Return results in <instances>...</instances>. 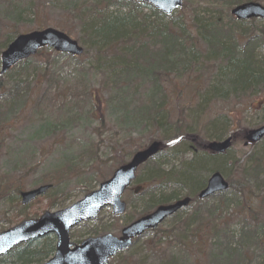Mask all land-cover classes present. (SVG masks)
Listing matches in <instances>:
<instances>
[{"label":"rangeland","instance_id":"374dc122","mask_svg":"<svg viewBox=\"0 0 264 264\" xmlns=\"http://www.w3.org/2000/svg\"><path fill=\"white\" fill-rule=\"evenodd\" d=\"M96 1L0 0V47L8 36L14 40L20 34L52 28L78 41L86 53L80 58L63 56L56 62H52V58L48 59L46 53L36 60L34 67L19 72L20 66L13 67L0 82V123L9 122L0 130V180L4 186L10 187V191H19L16 197L13 194L11 198L0 199V233L23 220L37 219L46 212H58L82 200L98 190L99 185L109 180L117 168L128 163L136 152L146 149L150 142H160L165 147L162 129L152 120L154 114L146 110L144 115H137L142 107L158 103L166 111V121L173 129L182 127L181 119L194 118L189 124L186 121L183 124L190 126L193 138L189 139L185 149L178 152L163 149L138 169L136 179L140 180H136L121 196V201L126 204L124 215L115 217L110 208L103 209L96 219L70 231L71 243L79 245L84 240L106 234L119 237L125 225L156 209L158 205L150 207L149 201L153 200L156 204L160 199L171 198V202L160 205L164 206L187 197L191 199V204L186 209L175 218L167 219L155 230L146 232L128 251L112 258L108 264H242L238 262L242 254L246 260L259 264L264 258V244L238 238L245 232L243 228L253 231L255 224L250 221V217L235 215L234 203L230 204L234 206L227 207L219 196L201 201L199 213L212 216L206 218L208 226L203 228L206 232L198 228L195 222L190 233L183 235L184 221L199 208L198 203H195L196 195L189 193L178 182L169 180H162L161 189L165 192L161 193L159 188L153 190V186L141 194L144 184L139 182H144L147 176L157 171L160 174L170 169L179 172L191 160V154L200 151L195 145L197 143L203 145L262 126L264 89L244 97L226 95L220 91L219 78H216V69L222 66L221 63L209 62L200 66L196 73L189 72L175 79L170 77L165 80L161 77L152 99L149 97L152 89L150 83H141L137 79H132L128 83L129 87L116 91L115 87L106 84L104 70L93 72L88 66L94 52L80 41L79 11L91 9ZM235 1H238L236 5L253 2L264 6V0ZM227 3L229 0H183L180 10L167 18H159L140 4L102 2L97 8V15L86 10L81 17L84 23L92 21L100 25L109 15H128L138 29V40L142 34L149 35L153 27L155 32L169 27L176 34L174 27L181 23L187 29L183 35L186 44L184 49L194 51V47L190 46L191 42L197 41V33L191 23L193 13H214L213 18L219 19L226 27L230 18L233 19L230 10L236 6L227 7ZM244 23L236 27L235 32L233 28L230 34L239 36L243 44L248 43L257 62L264 60V21ZM129 32L134 34L135 31ZM220 36V47L225 48L226 38ZM248 39H252L251 42ZM149 44L151 42H147L149 51L144 56L146 61L154 59L153 52L160 49L158 44L153 48ZM197 49L202 57L204 48L199 45ZM5 50H0V54ZM79 76L84 77V89L91 94H86L80 86L69 88V84H73ZM213 86L217 87L218 93L214 97H206L208 88ZM11 89L17 91L14 92L15 100L7 96ZM22 94L27 95L23 98ZM7 101L16 105L10 115ZM212 125L216 126L215 132L212 131ZM166 135L171 138L174 133L171 131ZM91 148L96 149L95 156H92ZM254 151L244 148L242 141H235L222 159L224 172L215 168L210 172L202 171L198 177L207 182L209 176L218 171L226 181L230 178L237 180V168L228 169V161L242 165ZM43 185H50L51 188L29 205L20 204V192ZM257 195L250 194L240 202L243 206L247 201L256 203ZM196 218L199 216L196 215ZM212 225L220 230L216 238L207 234ZM171 229L175 238L170 234ZM229 247L231 251H236L235 255L225 254ZM35 249L40 250L41 245ZM11 263L12 259L8 256L0 259V264Z\"/></svg>","mask_w":264,"mask_h":264},{"label":"trees","instance_id":"16d2710c","mask_svg":"<svg viewBox=\"0 0 264 264\" xmlns=\"http://www.w3.org/2000/svg\"><path fill=\"white\" fill-rule=\"evenodd\" d=\"M102 2L105 4L117 3V1L113 0H97L95 6L91 9H82L79 11V16L77 18L81 23L82 37L80 38V41L83 45H86L87 49H90L94 52V57L92 61L88 63V66L93 70V72L96 70H104V78L107 81L106 84L115 87L116 91H121L122 88L129 87L128 83L131 82L132 79H137V81L141 83H150L152 89L150 91L149 97L152 99L155 96L157 83L161 81V77H163L165 80L170 79V77L175 79L176 77L183 74H188L189 72L196 73L198 70H200V66L206 65L209 62L221 63L222 66L216 69L218 73L216 78H219V85L226 84L230 87V95L234 97H244L248 95V93H257L264 89V60L257 62L252 50L248 47V43L246 42L243 44L240 42L242 40L239 38V36L230 34L233 28V32H235V28L239 25H244V22H237L236 20L230 18L232 26L229 22V24L225 27L219 22V19L213 18L214 13H210L209 11H195L193 13L191 23L197 33V41L195 43H190V46H192V48L194 47V51H186L184 49L186 44L183 35L185 32H187V29L186 27H183L181 23H179L181 25L177 24V26L174 27L176 34L170 31L169 27H166V29L160 32H155V27H153L150 28L151 31L149 32V35L146 33L142 34L139 40L138 29L133 24V21L129 19L130 17L128 15H109L110 17L108 16V18L104 19L100 25H96L92 21L89 23H84L81 14L86 10H89V12L93 15H97V8ZM237 3L238 1L229 0L227 7H232ZM140 6L150 10L152 14L158 16L159 18H167L155 12L148 5L143 4ZM129 31L135 32L134 34H130ZM16 34L17 31L15 32V35ZM220 35H224L226 38V42L224 44L226 46L225 48L220 47L222 45L220 43V40L222 39ZM11 40L12 36H8L5 39L3 45L0 47V50L5 49ZM248 40L251 42L252 39ZM147 42H151L149 45L152 48L156 44H158L160 48L159 51L156 50L153 52L152 56L154 59H151V61H146V58L144 57L146 55L145 53L149 51L147 49ZM199 45H202L205 50L202 57H200L199 51L197 49ZM238 51L240 52L238 53ZM46 53H48V59L52 58V62H56L58 59L64 56L53 53L47 49H42L34 57L18 63L16 65L17 67L20 66L18 72L26 70L30 67H34L36 60H38V58H40L42 55L45 56ZM152 61H155V63ZM93 64H95V66H93ZM113 72L117 74L114 75ZM8 73L0 76V82H2L5 77H7ZM83 79V76L77 77L73 84H69V88L73 86H80L83 87V91L86 94H91V92L84 89L82 84ZM153 85L156 86L153 87ZM0 88H2L1 85ZM211 88H208L206 97H214L218 93L216 86ZM14 92L17 91L11 89V92H9L7 96L15 100ZM26 95L27 94H22V97L24 98ZM115 96L118 98L117 93H115ZM92 97L94 98L95 95H92ZM6 104L7 111L10 115L16 105L10 103L9 101H7ZM146 110H150L154 114L152 120L157 122L156 125L159 129H162V140L166 143L165 147H162L164 150L169 149L177 152V148L187 147V142L190 138H193V135L191 134L192 132L190 131V126H185L183 124L185 121L189 124L194 120V118L181 119L180 123L182 124V127H174L173 129L172 125L166 121L167 117L164 114L167 113L162 108L161 104L158 105V103H150L148 106L139 109L137 115H144L143 112ZM7 123L9 122L3 124L0 123V130H2V127H4ZM212 123L213 121L210 123V125ZM215 127V125H212V131L214 132L216 130ZM171 131L174 133V135L171 138H168L169 135L166 134ZM243 133L244 132L242 131L235 133L233 142L242 141ZM214 139L218 138L214 137ZM176 144L180 145L175 147ZM195 145L197 148L202 150L201 148L204 144L200 145L197 143ZM248 148L255 149V151L247 156L242 165H236V163H230V161H228V169L233 167L237 168L235 173L238 179L233 180L228 176V178H230L227 181L229 185L228 190L215 196L222 197L221 200L226 202L225 204L227 207L235 205L236 207L233 209L235 215H244L250 217V221L255 224L253 231H248L246 228H243L245 232L238 238L240 240H245L247 238V241L254 240L256 241V244L262 245V243L264 244V241L262 242V240H264V140L259 144L250 146ZM95 150V148L90 149L92 156L93 154L95 156ZM206 155H193L191 160L187 162L179 172L174 171V169H170L165 174H160L161 172L157 171L152 175L147 176L144 179V182H139L140 184H144V186L141 188V194L146 192L149 188H153V186V190H158L157 188H159L161 193L165 192L164 189H161V186L164 183L162 180H169L178 182V184H180L183 188H186L189 193L197 195V193L205 185L204 179H200L198 177L199 173L202 171H208L214 167L216 170L222 172H224L223 169H225L221 167V163L223 157L226 155ZM136 180L139 181L140 179L138 178ZM0 183V199L11 198L13 194L14 197H16L17 193L19 192L18 190L10 191L9 186H4L1 180ZM154 192L156 191H153L152 193ZM250 194H258L256 196L258 201L253 204L247 201L243 206L240 200L247 198ZM215 196L211 197L210 199H214ZM171 200V198L160 199V201H158L156 204L153 200H151L149 201V206H159L169 203ZM195 203H198L199 208L191 217L184 221L182 225V228H185V231H182L183 235H186V232L190 233V228L195 222H197L198 228L206 232V230L203 229L207 228L208 226L206 218L212 217L211 215L199 213L201 209V201L195 199ZM233 203L234 205H230ZM149 210L150 209L147 211ZM220 213L223 214L222 211ZM178 214L179 213L174 215L172 218H175ZM196 215H198L199 218H196ZM259 221H262L263 224H261ZM254 230H257V232ZM219 233L220 230L212 225L210 231L207 234H209L211 238H216L218 237ZM170 234L173 238L176 237V235H173L172 229ZM232 235L234 236V233H232ZM167 238H169V236H167ZM38 245H41L40 250L35 249ZM228 246H232V244H229ZM53 252L54 240L52 237H47L42 240L19 246L11 251L7 256L8 258L10 257L12 259L11 264H41L50 258L53 255ZM225 254L233 256L236 254V251H231L229 247L227 251H225ZM239 254L241 255V253ZM238 262H242V264H256L255 261L253 262L251 260H246L245 255L243 254L239 257ZM259 264H264V258L260 260Z\"/></svg>","mask_w":264,"mask_h":264},{"label":"water","instance_id":"95a60500","mask_svg":"<svg viewBox=\"0 0 264 264\" xmlns=\"http://www.w3.org/2000/svg\"><path fill=\"white\" fill-rule=\"evenodd\" d=\"M123 1L149 3L163 15H170L182 6V0ZM230 14L238 21L264 20V7L255 3H245L234 7ZM43 48H49L56 53L70 56H80L83 53V50L75 41L50 28L19 35L1 53L0 75H4L18 62L34 56L38 50ZM263 138L264 125L245 134L244 146L254 145ZM230 145L231 137L221 142H210L203 149L215 154H224L230 148ZM160 148V143L153 142L146 149L135 153L131 160L116 169L111 178L102 183L97 191L86 195L81 201L72 206L55 213H44L36 220L23 221L17 226L0 233V258L5 257L22 244L53 234L56 238L55 251L53 256L44 264H107L108 258L128 249L133 238L142 235L147 230L155 229L167 217L189 204V199H183L170 205L159 206L151 214L139 218L122 229L119 238L104 235L87 239L78 246H74L69 242L70 230L80 222L95 219L101 209L107 206L111 207L115 216L124 213L125 204L120 201V196L134 180L138 167L154 157ZM48 189V186H43L20 193L21 204H29ZM227 189V182L220 174L215 173L210 176L206 187L199 193L198 198L206 199Z\"/></svg>","mask_w":264,"mask_h":264},{"label":"bare ground","instance_id":"6f19581e","mask_svg":"<svg viewBox=\"0 0 264 264\" xmlns=\"http://www.w3.org/2000/svg\"><path fill=\"white\" fill-rule=\"evenodd\" d=\"M220 91L222 92V93H224V94H226V95H230V87L228 86V85H226V84H223V85H221V87H220ZM180 145V144H179ZM178 145V146H179ZM175 147H177V145L175 146ZM181 149H185L184 147H180V148H177V150H181ZM178 152V151H177ZM196 154H203L204 156L206 155V154H208V153H206L205 151H203V150H200V151H196V152H194V153H192L191 155V158L193 157V155H196ZM207 156V155H206ZM221 167H223V165H222V163H221ZM213 169H215V167L213 168ZM213 169H209L207 172H210V171H212ZM199 171V170H198ZM215 173H219L218 171L216 172V171H214L210 176H212L213 174H215ZM209 176V177H210Z\"/></svg>","mask_w":264,"mask_h":264}]
</instances>
